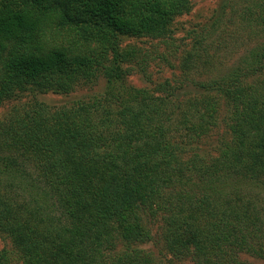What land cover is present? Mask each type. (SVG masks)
<instances>
[{
  "label": "trees",
  "instance_id": "1",
  "mask_svg": "<svg viewBox=\"0 0 264 264\" xmlns=\"http://www.w3.org/2000/svg\"><path fill=\"white\" fill-rule=\"evenodd\" d=\"M191 9L189 0H0V107L32 86L68 94L108 83L102 96L36 102L0 121V235L22 264H244L242 252H264V0L228 17L261 33L230 67L211 53L222 42L198 36L181 68L202 80L153 84L156 56L122 45L166 40ZM134 72L150 87L129 86ZM221 124L229 143L216 157L199 152ZM147 220L165 225L167 256L143 248Z\"/></svg>",
  "mask_w": 264,
  "mask_h": 264
},
{
  "label": "rangeland",
  "instance_id": "2",
  "mask_svg": "<svg viewBox=\"0 0 264 264\" xmlns=\"http://www.w3.org/2000/svg\"><path fill=\"white\" fill-rule=\"evenodd\" d=\"M192 9L189 14L179 16L171 25V33L166 40H154L150 38L131 39L123 38L122 45L132 46L142 49V51L153 54L156 60H151L149 72L152 83H162L166 80L179 81L183 77L198 81L206 78L200 73L193 72L190 75L183 71L182 60L187 52H190L198 36H207L211 33V40L220 45H211V53L217 51L216 57L224 63L225 67H230L236 59L244 52H249L257 43L261 41L260 35L254 33L255 30L247 31L238 29L234 24L228 23V17L235 16L247 11V7L253 0H189ZM237 13V15H236ZM223 20L224 24L213 28L212 25L217 20ZM235 19V18H234ZM220 20V21H221ZM213 30V31H212ZM210 32V33H209ZM259 37V38H258ZM231 42V40H233ZM260 40V41H259ZM163 56V57H162ZM218 69V66H217ZM223 71V69H221ZM217 71H220L219 69ZM226 71V70H225ZM221 73V71H220ZM208 76V72L206 74ZM127 84L134 88L150 87L147 77L134 72L127 78ZM108 90L106 79H99L93 84L77 87L71 93L62 94L53 90H46L36 86L28 87L26 91L19 92L11 96L0 107V121L14 110H22L34 103H41L50 108L70 107L74 103L88 100L96 96H102ZM231 136L224 124H221L209 136L201 139L198 144L199 152L210 154L216 157L218 147L228 144ZM146 230L150 231L151 241L143 246L158 258L167 256L164 245L165 225L162 221L147 220L144 223ZM173 264H196L191 257L176 259L167 256ZM240 260L244 264H264V252L256 255L242 252ZM0 264H22L19 256L9 239L0 235Z\"/></svg>",
  "mask_w": 264,
  "mask_h": 264
}]
</instances>
